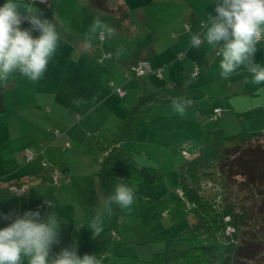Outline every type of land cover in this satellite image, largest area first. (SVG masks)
Wrapping results in <instances>:
<instances>
[{
	"label": "crops",
	"instance_id": "crops-1",
	"mask_svg": "<svg viewBox=\"0 0 264 264\" xmlns=\"http://www.w3.org/2000/svg\"><path fill=\"white\" fill-rule=\"evenodd\" d=\"M49 1L50 10H43L44 6L38 3L33 6L42 11L43 18L56 26L59 34L57 50L53 55L56 57L50 58L43 77L38 81H32L16 71L10 74L6 83L0 82V229L12 222L4 219V216L12 214V219H15L16 215H23L29 210L35 211V203L42 201L43 194L47 192L48 174L52 178L54 171L60 172L56 163L49 165L53 143L58 142L53 140V134L56 133L53 132L54 121L64 124L65 135L69 136L67 138L70 141L77 139L74 132L76 122L80 125L87 120L88 125L91 117L105 116L104 122L97 119V124L91 128L98 133L96 138H100L103 128L109 126L113 130L108 129L107 132L113 137L121 117L116 115V108L110 111L103 105L113 100L114 96L119 98L115 89H123L124 84L130 81L125 77L128 66L146 61L152 73H161L160 79L166 77V84L176 87L181 83L179 86H183V80H188L186 75L192 72V66H202L209 50L192 47L190 38L194 33L203 31L200 25L206 22L208 13L216 15L214 9L217 3V0H109V9L105 11L95 7L90 0ZM4 3L6 0H0V6ZM97 17L114 27L116 34L111 39L97 38L92 42L91 49H85V33ZM21 27L27 29L31 26L23 22ZM32 35L38 36L39 32L33 31ZM256 48L253 62L264 67V39ZM118 52L121 54L117 55ZM105 54H111V58L99 62L98 58ZM219 60L221 61L220 56ZM54 73L58 74L59 79L53 78ZM244 76L235 87L226 83L223 97L211 98L213 100L203 104L204 115L214 122L210 131L221 130L226 135L244 131L264 133V96H261L259 102L252 100L249 108L239 105V101H232L229 105L226 103L230 98L245 95V90L255 89L251 92L254 96L264 94V82L246 85ZM200 77L197 83L205 88L209 82L217 81V78L209 79L206 73ZM103 82L110 88V93L105 92ZM142 84L143 88H147L146 82ZM102 89L105 92L103 94ZM187 89H192V83ZM164 92L168 97L176 98L177 92L175 97L167 87ZM208 94L205 93L204 96H210ZM93 97H96L95 102ZM81 98L87 103L79 106L73 103V100ZM168 104L170 103H159L158 106ZM195 107L198 111L201 110L198 105ZM216 108L222 110V115L212 120L210 115ZM102 111L104 114L100 113ZM241 112L248 113L243 122L238 121L233 125L224 123L226 117L234 115L235 118ZM189 116V113L184 116L172 115L180 123ZM86 126L83 124L81 128ZM205 129L209 130V127L205 125ZM102 140L107 142L104 138ZM138 140L137 143L143 142L139 136ZM142 148L141 146V152ZM198 149L199 147L195 148L191 155ZM28 152L33 154L31 160L26 159ZM43 161L46 166H42ZM60 173L68 175L67 169ZM13 185L26 186L28 191L17 195L11 191ZM35 187L41 189L35 190ZM117 238L119 239L118 235ZM77 242L67 241L68 244Z\"/></svg>",
	"mask_w": 264,
	"mask_h": 264
},
{
	"label": "rangeland",
	"instance_id": "rangeland-1",
	"mask_svg": "<svg viewBox=\"0 0 264 264\" xmlns=\"http://www.w3.org/2000/svg\"><path fill=\"white\" fill-rule=\"evenodd\" d=\"M38 5L42 6L41 4ZM43 10L50 9L44 7ZM196 48H209V50H207V56L202 66H192V72L186 75L188 80H183V86H179L181 83L177 84L178 87L177 85L175 87V85L166 84V77L163 79L159 77L161 73L148 74L152 76L147 77L146 75L142 77V80L134 77L123 86V89L127 93L124 99L114 96L113 100L103 105L104 108L110 111L112 108H116V115L122 117L128 108L130 109L133 106L138 97L143 94V82H146L147 88L145 89L147 90L157 91L167 87V90L171 91L172 96L177 92L175 99H190L189 97H191L193 101L192 105L186 109V113H189L190 116L184 122L181 120V123L175 117H172L175 114L172 103L164 106L150 104L145 108V113L140 116L139 123L141 128L138 136L143 139V142L137 143L135 147L136 152H132L131 157L141 161L139 163L159 168L163 172V180L151 186L154 195L153 200L135 195L134 203L129 208H120L117 223L119 241L115 238L113 239L111 253L101 259V264H108L110 261L111 264L114 262L119 264H153L150 263L152 254L165 249L163 241L156 240L158 236L161 238L175 235L173 247L177 249L202 246L204 244V240L201 237L194 236L192 231L188 229L190 224L193 223V217L189 212L186 200L179 193L178 175L181 166L185 162L182 146L187 147L186 151L191 156L194 149L204 143L206 133L213 129L211 124L214 122L209 120L207 115H204L203 104L215 98L223 97L222 93H224L226 83H231L235 87L241 82L240 79H244V75L249 81L246 85H249L252 75L250 73L247 74L245 67L241 66L228 79H222L216 46L209 45L204 41ZM53 57L55 58L56 56ZM204 72L209 79L216 80L217 78L216 82H209L206 88L197 83L201 79L199 76H203ZM53 78L59 79L58 74L54 73ZM191 83L192 89H187ZM103 85L106 90L105 92L110 93V88L105 86L104 82ZM104 89H102V94ZM254 90H245V95L230 98L226 103L229 105L232 101H239L241 102L239 105L249 108L252 100L259 102L262 99L261 96H264L262 93L254 96L255 94L251 93ZM205 93H209L208 95L210 96H204ZM182 94H185V96H182ZM259 96L260 98H257ZM195 105H198L201 110L198 111ZM239 105L238 107H241ZM100 113L104 114L103 111ZM247 116L248 113L243 112L239 114V118H234V115H231L226 117L227 119L224 123L233 125L238 121L243 122L244 117ZM104 118L105 116L101 118L98 115L96 117L93 116L88 120L90 121L88 125L87 120H84V123L80 125L76 122L74 132H76L77 139L70 141L68 140L69 136L65 135L64 124L60 121H54L53 132L58 131L59 133L53 134V140H58V142L55 143L52 140L54 145L53 153L49 157V165L52 166V164L56 163L60 167V172L63 169H67L68 175H61L58 181L53 183L51 174H48L47 192L43 194V200L37 201L34 206L36 210H42L40 212L42 217H46L51 212H54L61 221L59 231L60 243L53 245L52 255L59 253L65 247H69L70 243L68 244L67 241L77 242L82 236L85 237L90 233L92 231L89 228L91 218L97 212L102 211L103 204L102 196L98 189L97 171L104 146L106 145L102 139L104 138L107 141L112 139V136L107 132L108 129L112 128L109 126L103 128L104 132L100 136L101 139L96 138L98 133L95 135L96 131L92 128L97 124V119H101V122H104ZM83 124L87 125L86 128H81ZM205 125L209 127V130H204ZM66 142H68L67 146H65ZM181 142L182 144H180ZM261 142H264V139ZM141 146L143 147V152L140 150ZM210 182L207 183V187H211V189L209 191L206 190V192L209 193V205H213L214 201L212 200L216 194L212 190L214 185L211 183L213 182ZM40 189L35 187V190ZM200 194L205 195L204 192ZM46 201L50 202L53 208H50ZM41 202L42 204H40ZM216 203L220 205V201ZM176 228L177 230H175ZM179 230L183 232L177 235ZM211 240L207 239L206 244L208 246L213 245V241ZM217 247L213 249V264H223V248ZM21 264H28L27 259L22 258Z\"/></svg>",
	"mask_w": 264,
	"mask_h": 264
},
{
	"label": "trees",
	"instance_id": "trees-1",
	"mask_svg": "<svg viewBox=\"0 0 264 264\" xmlns=\"http://www.w3.org/2000/svg\"><path fill=\"white\" fill-rule=\"evenodd\" d=\"M90 1L98 9H109V0ZM107 55L109 57L101 61V58H98L99 62L111 58V54ZM137 63L128 66L125 74L127 80L134 77L142 79L152 74L151 70L136 77L132 69ZM119 88L124 95H118L117 88L115 93L124 99L126 92ZM165 88L157 91L144 88L143 94L120 118L112 139L106 142L97 171L98 189L103 205L104 199L114 191L118 180H123L130 186L135 185L138 188L136 196L154 199L151 186L162 182L163 172L159 168L142 165L131 157V153L136 152L138 132L141 128L139 118L145 113V108L152 103H172L175 99L165 94ZM262 139L264 133L261 132L244 131L226 135L221 130H215L206 134L203 145L190 158L185 159L178 175V188L182 191V197L193 217V223L188 229L194 236L201 237L204 244L177 249L173 247L175 235L161 238L158 236L156 240L163 241L165 249L153 253L150 263L213 264V249L219 246L223 248V264H264V142L260 143ZM209 181L213 182L210 183L214 185L212 190L216 194L212 200L215 203L213 205H209V193L206 192L211 189L207 187ZM201 192L205 195H201ZM217 201H220V205H217ZM112 207L113 214L104 217L103 231L99 236L93 238L91 231L76 244H69V248H77V254L81 258L90 254L102 259L111 253L113 239L119 241L116 231L120 207L115 204ZM182 232L179 230L177 235ZM207 239H212L213 245L208 246Z\"/></svg>",
	"mask_w": 264,
	"mask_h": 264
},
{
	"label": "clouds",
	"instance_id": "clouds-1",
	"mask_svg": "<svg viewBox=\"0 0 264 264\" xmlns=\"http://www.w3.org/2000/svg\"><path fill=\"white\" fill-rule=\"evenodd\" d=\"M34 3L35 0H6L0 6L2 83H6L10 74L16 71L32 81H38L57 50L59 34L56 26L43 18L42 11L34 7ZM214 11L216 15L208 13L206 22L201 23L203 31L191 36V46L199 47L204 41L215 45L217 55L222 57L219 66L220 75L224 79L244 66L252 75L251 83L258 85L264 82V67L254 63L252 59L257 51L256 45L264 39V0H217ZM23 22L31 27L23 29ZM33 31L39 32V35L34 37ZM115 34L114 27L97 17L85 33L83 47L91 49L95 39H111ZM248 82L245 78V83ZM92 99L95 102L96 97ZM73 103L79 106L87 101L81 98L73 100ZM192 103L190 99H173V112L184 116ZM137 191L135 185L130 186L123 180L115 186L114 191L104 199L103 210L90 220L89 228L93 238L103 231L104 217L113 214L112 205L121 209L129 208L134 203ZM46 203L53 208L50 202ZM3 218L12 222L0 229V264H21L22 258H26L28 264H101V259L96 255L85 254L81 258L75 246L65 247L52 255L53 245L60 243L61 224L54 212L42 217L39 210H29L23 215H16L15 219H12V214Z\"/></svg>",
	"mask_w": 264,
	"mask_h": 264
},
{
	"label": "built area",
	"instance_id": "built-area-1",
	"mask_svg": "<svg viewBox=\"0 0 264 264\" xmlns=\"http://www.w3.org/2000/svg\"><path fill=\"white\" fill-rule=\"evenodd\" d=\"M35 3L41 4L42 6H44V7H46V8H49V7H50V1H49V0H45V2H43V3H41L40 0H35ZM105 57H109V55H107V54L104 55V56L100 59V61H101L103 58H105ZM132 71L134 72V75H135L136 77H140V76H142L143 74H145L146 72H150L151 69H150V66H149L148 62H146V61H139V62L137 63V65H136V67H134V68L132 69ZM116 92H117L118 95H120V96H123V95H124V92H123L120 88H117V89H116ZM221 115H222V110H221L220 108H216V109L213 111V113L210 115V119L215 120V119L219 118ZM56 133H57V131H56ZM67 145H68V142L65 143V146H67ZM186 148H187L186 146H183V147H182V151H183V155H184L185 159H188V158L190 157V155H189L188 152L186 151ZM32 158H33V154H32L31 152H28V153L26 154V159L31 160ZM42 166H46L45 161L42 162ZM61 175H63V174L60 173L59 171H54V173L52 174V182H53V183L57 182L58 179H59V177H60ZM11 191H12L13 193L17 194V195H21V194H19V193H22V194H23V193L27 192V191H28V187L23 186V185H21V186L13 185V186L11 187ZM179 193H180V195H181V197H182V196H183L182 191H179Z\"/></svg>",
	"mask_w": 264,
	"mask_h": 264
}]
</instances>
